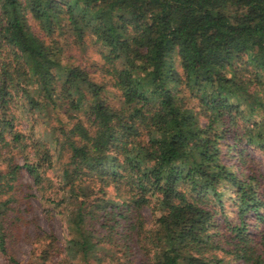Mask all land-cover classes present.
I'll return each mask as SVG.
<instances>
[{
	"label": "trees",
	"instance_id": "trees-1",
	"mask_svg": "<svg viewBox=\"0 0 264 264\" xmlns=\"http://www.w3.org/2000/svg\"><path fill=\"white\" fill-rule=\"evenodd\" d=\"M248 147L264 155V0H0L11 264L26 173L68 234H38L25 264H264Z\"/></svg>",
	"mask_w": 264,
	"mask_h": 264
},
{
	"label": "rangeland",
	"instance_id": "rangeland-1",
	"mask_svg": "<svg viewBox=\"0 0 264 264\" xmlns=\"http://www.w3.org/2000/svg\"><path fill=\"white\" fill-rule=\"evenodd\" d=\"M36 25L34 28L36 29ZM80 56L85 60L88 66L91 63L99 61L100 55L95 51V49L89 44L85 53L80 51ZM91 71L96 72L97 68L92 67ZM97 74V73H96ZM98 75V74H97ZM23 128H26L25 122L22 123ZM251 164L255 169L260 170L264 174V155L263 153L255 148L248 147L245 153ZM225 159H228L225 158ZM23 197L20 202L16 204L15 212L12 213L13 218L19 217L20 219L13 226V236H17V241L12 237L11 242H9L10 251L15 257L25 264L31 255V250L33 247V241L38 234H43L45 232H54L60 241L63 243L67 237L68 230L65 220L59 215L48 214L45 207L42 205L40 199L33 195L35 190L32 187V179L26 173L23 178ZM233 189L224 188V202L227 209H232L231 194ZM144 214L148 219V222L152 220V211L149 208L144 209ZM0 264H11L8 259L2 255L0 252Z\"/></svg>",
	"mask_w": 264,
	"mask_h": 264
}]
</instances>
